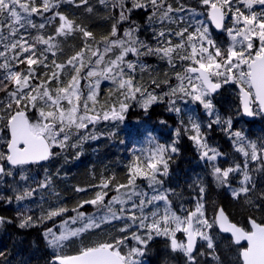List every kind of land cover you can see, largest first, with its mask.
I'll return each instance as SVG.
<instances>
[{"label": "snow or ice", "instance_id": "snow-or-ice-1", "mask_svg": "<svg viewBox=\"0 0 264 264\" xmlns=\"http://www.w3.org/2000/svg\"><path fill=\"white\" fill-rule=\"evenodd\" d=\"M63 3L94 12L89 0H0V185L6 183V177L12 178L8 187L13 193H0V201L20 204L39 190H52L53 178L47 169L35 187L26 183L32 179L29 166L40 167L55 159L60 155L57 149L78 148L89 139H99L94 131L81 135L80 130L101 121H124L132 101L147 112L167 98V110L180 116L177 100L187 98L202 107L208 121L205 124L195 116H189L187 122L181 118V127L175 129L170 143L153 140L146 155L136 156L127 165L124 182L115 175L101 177L99 184L88 186L97 189L91 198L78 201L72 208L51 207L39 217L18 209V227H38L69 211L76 213L62 220L59 233L55 228L42 233L55 252L51 264H144L143 257L157 238L171 254H179L184 264H204L205 257L213 264H223L218 249L232 246H236L241 264H264V218L258 222L249 216L248 228L234 222L224 207L207 198L208 185L199 176L187 184L191 207L183 203L186 198L182 192L165 186L171 164L180 154L182 135L187 136L199 159L209 167L217 188L226 189L233 200L252 211H264V188H258L256 179L257 175L264 178V137L249 139L243 130L234 128L233 116L222 115L214 103L222 89L235 87L238 112L264 117V0H196L195 7L183 0H175V7L172 0H98L112 21L110 31L99 38L87 25L60 11ZM137 11L145 14L155 46L140 39L141 26L132 19ZM199 16L226 33L230 42L225 45L214 37L208 23L197 19ZM33 17H40L42 22ZM122 24L128 27L121 35ZM157 24L159 29L154 27ZM49 26H53L51 32L46 31ZM76 38L82 47L58 62L57 53L63 54V44ZM173 38H178L176 43ZM109 53H115L114 58L105 60ZM129 54L136 59H127ZM147 56L165 60L172 68L180 62L182 71L174 73L178 81L175 87L158 94L155 89L169 84L168 78L159 82L151 79L148 86L134 83L132 74L138 64L141 73L147 71L141 63ZM100 78L116 84L118 95L114 102L97 109ZM81 79L89 81L83 100ZM152 85L155 87L149 91ZM214 126L230 139L242 160L228 163L226 153L209 143L205 129ZM74 136L78 139L71 143ZM137 181H146L148 190ZM113 190L116 195L106 203ZM75 191L87 192L88 188L77 187ZM53 195L59 197L54 191ZM174 200L181 201L178 209ZM85 205L95 206L101 214L88 215L81 211ZM115 221L123 222L117 229L125 234L123 237L111 236L81 246L75 255L62 254L72 238ZM78 222L80 227H71ZM10 223L0 215V227ZM224 234L228 235L222 238ZM129 240L135 245L129 246ZM4 256L0 251V257ZM164 264L172 261L165 259Z\"/></svg>", "mask_w": 264, "mask_h": 264}, {"label": "trees", "instance_id": "trees-1", "mask_svg": "<svg viewBox=\"0 0 264 264\" xmlns=\"http://www.w3.org/2000/svg\"><path fill=\"white\" fill-rule=\"evenodd\" d=\"M172 2L175 7V0H172ZM183 2L193 7L196 6V0H183ZM89 3L94 8V12L91 14L85 12L82 7L76 8L68 3L61 4L59 10L78 22L87 25L99 38L110 31L112 21L106 18L109 15V11L99 4L98 0H89ZM112 14H116V12ZM48 15L51 14L49 13ZM200 17L208 23L212 30L207 18L205 16ZM33 19L37 23L42 22L40 17H33ZM132 19L141 26L140 39L155 46L156 41L151 28L148 26L145 14L140 11L134 12ZM168 26L176 27L175 25ZM52 27L49 26L46 31L51 32ZM126 27H128L127 24L121 25V35ZM154 27L159 29L160 25L157 24ZM189 31H192V28ZM213 35L225 45L230 42L226 33L219 36L213 31ZM177 39L173 38V43H176ZM80 47H82V43L79 38L69 39L63 44V54L57 53L58 62H63ZM141 63L147 66V71L142 73L144 77H148L145 81V86L149 85L151 79H156L158 82L166 78L169 79V84H161L160 88L155 89L158 94L168 91L169 86L175 87L177 85L178 81L174 73L182 71L179 61L176 62L175 68L170 67L167 61L160 60L155 56L143 57ZM165 73H167V77H165ZM154 87V85L150 86L149 91ZM221 91L222 94L216 96L214 103H216L222 115L233 116L234 128L243 130L249 139L252 140H259L264 137V117H255L252 122H246L242 118V114L238 112L239 103L236 96V88L230 87L228 90L222 89ZM2 95L0 93V96ZM191 104L194 116L206 124L208 118L204 115L202 107ZM167 109V98L164 103L152 105L147 112L136 101H132L128 111L125 113L124 121H101L97 126L90 124L88 129L80 130L81 135H87L94 131L100 135L99 139H89L78 148L57 149L56 151H59L60 155L55 159L45 162L40 167L29 166L30 172L28 174L32 179L26 182L28 185L35 187V181L43 180L45 169H47V173L53 178V189L39 190L32 198L20 204L16 202L6 204L0 201V215L12 221V223L0 227V251L5 253L4 257H0V264H51L55 252L48 247L42 233L48 228H55L59 232L62 220L74 216L76 213L69 211L63 217H55L52 220L45 221L38 227L21 229L18 227L17 210L28 211V214L33 215L34 218L39 217L51 207L64 205L72 208L78 201L91 198L97 189L89 188L88 186L99 184L101 177L115 175L120 182H124L127 175V165L136 156L146 155L153 147V140L160 143H170L174 139L175 129L181 127L179 121L183 117L181 115L177 116V114L169 112ZM29 114L33 115L34 113L30 112ZM162 121L166 123H161ZM205 131L208 132L209 143L218 147L221 152L226 153L224 160L228 163H231L232 159H243L242 156L234 152L230 139L220 130L219 126H214L212 130L205 129ZM109 133H114V135H109ZM77 139L74 136L71 143L76 142ZM178 146L181 151L179 156L175 158L174 163L171 164V175L165 186L173 187L177 192H182L186 198L183 203L191 207V190L187 188V184L194 177L199 176L208 185L207 198L215 200L220 206L224 207L234 222H238L248 228L250 227L247 223L249 216H254L258 222L261 218H264V211H252L242 202L233 200L226 189L215 186L209 167L205 161L199 159V153L187 136L182 135ZM77 153H80L79 156H77ZM15 179L18 181L19 176L17 175ZM256 179L258 188H264V178L257 175ZM5 181L4 185H0V193L6 196L13 195L8 187V185L12 184V178L6 177ZM137 183L144 190H148L146 181H137ZM77 187L88 188V191L76 192L75 188ZM53 191L59 193V197L53 195ZM114 195H116V192L114 190L110 191L108 197L105 198V202L107 203ZM180 203V200H174V207L178 209ZM161 207H163V202H161ZM81 211L88 215L95 214L99 216L101 214L93 205H85ZM147 211H151V209ZM122 223L115 221L110 225L102 226L100 229H91L83 233L79 238H72L67 242L62 254L74 255L81 246L107 240L111 236L123 237L125 234L117 231L122 226ZM127 235H131V230ZM178 236L182 238V234H178ZM225 237L227 235H223L222 238ZM128 244L129 246H134L135 241L129 240ZM218 252L223 264H241L236 253V246H232L227 250L221 248L218 249ZM165 259L172 261V264H184L183 258L179 254H171L166 250L164 241L157 238L151 243L150 251L143 257L144 264H164ZM203 260L204 264H213L210 258L205 257Z\"/></svg>", "mask_w": 264, "mask_h": 264}, {"label": "rangeland", "instance_id": "rangeland-1", "mask_svg": "<svg viewBox=\"0 0 264 264\" xmlns=\"http://www.w3.org/2000/svg\"><path fill=\"white\" fill-rule=\"evenodd\" d=\"M181 15H184V14L182 13ZM197 19L202 20V18L200 16L197 17ZM114 54L115 53H109L105 57V60H107L109 58H114ZM93 59H95V58H93ZM127 59L135 60L136 58L134 56H132L131 54H129ZM87 70H88L87 68L82 70V73H81L82 77L86 75ZM132 75H134L136 77V80L134 81V83L139 82V83L145 84V81L148 79L147 76L144 77L142 75V73L139 71L138 65H137V72L133 73ZM95 79H96L95 77L92 78L93 83L95 82ZM80 83H81V88H82V92H83V96H82V100H83L84 96H86L88 94L89 81L87 79H81ZM116 87H117L116 84H114L111 80H105L103 78H100V86H99V89L97 90V92H98L97 109H99L101 105L112 103L116 100L117 95H118V93L116 92ZM176 106L181 108V116L183 117V119L187 120L189 116H194L192 104L190 103L189 100H187V98H185V100H177ZM100 123H98V124H100ZM98 124H96L95 126H97ZM116 207L119 208L120 206L117 205ZM47 221H49V220H47ZM80 226L81 225L79 222L77 224L71 225V227H73V228L80 227ZM61 230L62 229L60 228L59 231H61ZM57 233H59V232H57Z\"/></svg>", "mask_w": 264, "mask_h": 264}, {"label": "water", "instance_id": "water-1", "mask_svg": "<svg viewBox=\"0 0 264 264\" xmlns=\"http://www.w3.org/2000/svg\"><path fill=\"white\" fill-rule=\"evenodd\" d=\"M210 26H211V28H212V30L214 31V33L216 34V35H222L224 32H221L220 30H217V29H215L214 28V25H212L211 23H210ZM242 118L246 121V122H252L253 120H254V118L255 117H248V116H246V115H243L242 114ZM224 235H228V234H224ZM242 243H245L246 244V242H242ZM75 255V254H74Z\"/></svg>", "mask_w": 264, "mask_h": 264}]
</instances>
